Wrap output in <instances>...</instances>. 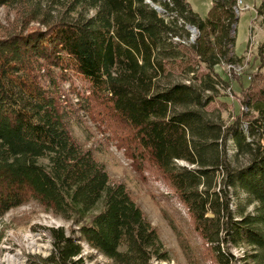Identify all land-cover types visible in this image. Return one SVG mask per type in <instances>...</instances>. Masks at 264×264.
I'll return each instance as SVG.
<instances>
[{
	"label": "trees",
	"instance_id": "trees-1",
	"mask_svg": "<svg viewBox=\"0 0 264 264\" xmlns=\"http://www.w3.org/2000/svg\"><path fill=\"white\" fill-rule=\"evenodd\" d=\"M40 1L0 0V7L23 2L38 10ZM45 1L61 8L59 20L0 38V217L33 201L71 223L69 231L46 229L53 249L32 264H85V245L115 264L170 259L127 187L112 183L93 151L74 139L79 114L63 93L73 77L89 84V114L99 110L107 129L114 121V139L130 137L135 155L169 181L216 264H264V97L247 96L248 112L228 127L204 110L213 100L205 93L219 85L214 68L239 61L236 0H215L204 19L188 0ZM258 16L264 23V0ZM188 27L198 33L190 51L208 70L199 84L170 77V65L184 57ZM23 144L49 150L38 181L22 169L38 162L17 151ZM236 190L256 206L252 214L233 210ZM244 246L250 251L241 259L229 253Z\"/></svg>",
	"mask_w": 264,
	"mask_h": 264
},
{
	"label": "rangeland",
	"instance_id": "rangeland-1",
	"mask_svg": "<svg viewBox=\"0 0 264 264\" xmlns=\"http://www.w3.org/2000/svg\"><path fill=\"white\" fill-rule=\"evenodd\" d=\"M214 1L188 0L193 10L203 19L208 16ZM262 1L244 0L250 6L248 9H243L242 4L236 3L235 10L239 21L234 53L239 61L231 67H242L243 70L239 75L237 68L229 69L228 63L223 61L214 68L219 85H216L214 91L205 93L213 98L204 108L205 112L211 119L220 121L226 127L231 126L238 115L242 117L248 112L244 104L247 96L253 101L264 97V50H261L264 45V23L258 16ZM39 3L42 9L38 10L34 4L23 2L0 7V38L23 29L44 30L45 26L41 21H57L62 16L61 8L52 7L45 0ZM197 38V31L190 32L184 38L186 48L183 59L170 65V77L173 81L199 84L207 75L206 66L190 51V46L196 43ZM190 69H193V74H188ZM63 87L65 104L71 105L79 114V120L72 127L74 139L85 149L93 151L95 158L105 166L112 183H123L127 187L135 203L158 232L170 259L153 261V264H216L208 245L195 230L194 220L187 207L154 163L151 160L145 161L139 157L140 154L135 155L136 146L130 137L123 143L114 139L110 132L114 121L107 129L108 127L97 121L102 119L97 114L99 110L92 109L93 116L86 110L89 84L79 77H73ZM250 118L243 120L246 122ZM115 126L129 135L128 129ZM234 149V144L229 142V155L234 156ZM17 151L28 152L31 157L36 158L37 166L22 169L30 172L32 178L38 181L39 171L48 166L49 150L34 144H23ZM236 164L244 165L245 159H237ZM178 165L190 167L185 162H179ZM233 196L234 211L241 209L246 215L255 211L256 206L248 205L247 197L242 191L236 190ZM52 227H64L69 231L71 223L45 212L33 201L0 217V264H32L35 260L31 257H48L53 246L46 229ZM223 249L228 252L225 246ZM229 251L235 258L241 259L250 248L244 246L231 248ZM84 256L85 264H115L87 245ZM241 264L247 263L244 261Z\"/></svg>",
	"mask_w": 264,
	"mask_h": 264
},
{
	"label": "built area",
	"instance_id": "built-area-1",
	"mask_svg": "<svg viewBox=\"0 0 264 264\" xmlns=\"http://www.w3.org/2000/svg\"><path fill=\"white\" fill-rule=\"evenodd\" d=\"M236 3L242 4V8L243 9H248L250 7L249 5H247V4L244 3V0H236ZM228 67H229V69L237 68L236 71H238V74L239 75L241 74V72L243 70L242 67H231V65H229Z\"/></svg>",
	"mask_w": 264,
	"mask_h": 264
},
{
	"label": "water",
	"instance_id": "water-1",
	"mask_svg": "<svg viewBox=\"0 0 264 264\" xmlns=\"http://www.w3.org/2000/svg\"><path fill=\"white\" fill-rule=\"evenodd\" d=\"M155 9H157L158 11L162 12L161 8L160 7H155ZM189 31L190 32H195L196 33V29L194 27H188Z\"/></svg>",
	"mask_w": 264,
	"mask_h": 264
},
{
	"label": "bare ground",
	"instance_id": "bare-ground-1",
	"mask_svg": "<svg viewBox=\"0 0 264 264\" xmlns=\"http://www.w3.org/2000/svg\"><path fill=\"white\" fill-rule=\"evenodd\" d=\"M238 5V4H237Z\"/></svg>",
	"mask_w": 264,
	"mask_h": 264
}]
</instances>
